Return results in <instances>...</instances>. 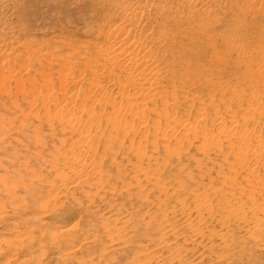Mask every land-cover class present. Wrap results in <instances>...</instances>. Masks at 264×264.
Returning a JSON list of instances; mask_svg holds the SVG:
<instances>
[{
    "label": "bare ground",
    "instance_id": "6f19581e",
    "mask_svg": "<svg viewBox=\"0 0 264 264\" xmlns=\"http://www.w3.org/2000/svg\"><path fill=\"white\" fill-rule=\"evenodd\" d=\"M74 1L76 11L66 0H0V99L11 104L23 123L37 120L32 135L37 143L38 128L44 125L48 135L59 140L53 157L55 167L59 164L62 169L52 167V182L60 180L63 185L56 186V192L78 188L87 194L92 185L102 189L112 169L121 174L120 158L127 162L134 158L141 166L153 156L144 145L157 146L161 123L170 131L181 127L191 132L193 138L206 142V148L209 142L219 144L226 138L224 156L232 155L237 161L233 173L243 174L247 187L264 186V106H252L260 94L264 101V91L250 93V108L241 119H225L215 112L213 123L227 125L218 133L205 128L208 119L202 115L183 119L172 114L180 105V95L172 91L188 83L187 68L194 71L216 63L225 48L230 54L241 52L244 37L259 40L263 53L254 62L264 67V0ZM78 23L85 25V40L76 32ZM204 51L209 56L200 63ZM259 75L264 77L263 69ZM139 133L137 140L132 138ZM173 133L169 135L175 138ZM232 171L226 173V183L236 187ZM143 179L147 180L146 174ZM217 194L218 202L200 198L160 209L167 224L164 231L134 247V259L128 264H180L184 243L206 236L202 226L207 218L242 229L245 218L241 220L240 213L250 212L232 204L223 190ZM250 219L248 224L258 222ZM149 224L142 228L145 235ZM62 239L73 242L72 237ZM179 242H184L182 248Z\"/></svg>",
    "mask_w": 264,
    "mask_h": 264
},
{
    "label": "rangeland",
    "instance_id": "374dc122",
    "mask_svg": "<svg viewBox=\"0 0 264 264\" xmlns=\"http://www.w3.org/2000/svg\"><path fill=\"white\" fill-rule=\"evenodd\" d=\"M66 2L70 9L77 10L75 1ZM76 32L85 40L84 23L76 25ZM244 38L241 52L230 54L225 48L216 63L194 71L187 68L190 71L188 83L182 90L172 91L173 95H180V105L173 109V115L179 117L180 114L183 119L202 115L208 119L205 128H213L216 133L227 125L213 123L215 112L225 119L244 117L250 108V93L254 89L264 91V77L259 75L264 67L254 62L263 53L260 42L253 37ZM208 56L206 51L201 52L198 61L203 63ZM261 98L262 94L252 106H264ZM0 100V264H128L134 259V247L141 245L146 237H158L164 231L167 224L160 209H169L182 201L192 204L200 198L208 201L217 198L214 201L218 202L217 193L222 190L228 199L232 198V204L250 212L248 215L240 213L245 225L240 224L242 229L233 230L207 218L202 226L206 236L200 241L183 242L186 248L181 250L184 260L180 264H264V186L247 187L243 174L233 173L237 161L232 155L224 156L228 146L226 138L221 139L223 147L221 143L209 142L206 148V142L193 138L191 132L180 127L174 129L176 133L161 123L157 146H143L153 156L141 166L134 158L131 162L120 158L124 166L121 174L112 169V176L100 186L102 189L92 185L87 194L78 188L56 192V186L63 185L60 180L52 182L54 168L62 169L59 164L55 167L53 157L59 140L50 137L44 125L38 128L40 141L37 143L32 137L37 120L23 123L11 104ZM17 127L22 128L21 131ZM7 129V135L3 134ZM172 133L175 138L171 137ZM165 134L171 136L167 138ZM139 135L133 134L132 138L137 140ZM161 135L165 138H160ZM229 170L231 179L236 180L240 188L226 183ZM145 174L147 180L144 181ZM44 208L49 211L42 214ZM193 211L200 212L197 208ZM248 219L259 223L248 224ZM147 223H150L149 233L145 235L142 228ZM58 228L65 230L60 233ZM134 234V238L129 237ZM71 237L70 244L63 242L62 238ZM183 243L179 242L178 248H182Z\"/></svg>",
    "mask_w": 264,
    "mask_h": 264
}]
</instances>
